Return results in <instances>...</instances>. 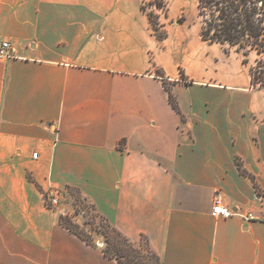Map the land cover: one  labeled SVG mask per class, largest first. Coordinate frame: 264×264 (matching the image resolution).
<instances>
[{"label": "crops", "instance_id": "1", "mask_svg": "<svg viewBox=\"0 0 264 264\" xmlns=\"http://www.w3.org/2000/svg\"><path fill=\"white\" fill-rule=\"evenodd\" d=\"M140 6L0 0V264H119L45 205L68 187L163 264H264L257 59L201 25H166L159 45ZM216 190L237 215L211 214Z\"/></svg>", "mask_w": 264, "mask_h": 264}, {"label": "trees", "instance_id": "2", "mask_svg": "<svg viewBox=\"0 0 264 264\" xmlns=\"http://www.w3.org/2000/svg\"><path fill=\"white\" fill-rule=\"evenodd\" d=\"M167 5L168 0H144L140 6L148 19L151 34L159 42L168 36L164 23L160 21V14L167 17ZM196 7L197 16L201 19L200 37L202 40L234 47L244 56L250 50H256L260 54L264 53V0H196ZM244 62H247L246 58ZM256 63L252 69L253 82V70H264V58L258 59ZM261 87H264V84ZM169 101L173 108L178 110L171 93H169ZM236 164L240 174L249 177L255 184L254 176L243 167L241 161H236ZM91 208L104 227V230L97 232H100L104 238L102 252L105 257L114 259L119 264H163L159 254L152 249L144 234L140 235L137 243H134L101 215L94 205ZM65 216L70 219L68 215ZM59 219L62 226L86 244L95 245L65 222L62 215Z\"/></svg>", "mask_w": 264, "mask_h": 264}, {"label": "rangeland", "instance_id": "3", "mask_svg": "<svg viewBox=\"0 0 264 264\" xmlns=\"http://www.w3.org/2000/svg\"><path fill=\"white\" fill-rule=\"evenodd\" d=\"M142 1L144 0H138V4L139 5L142 4ZM157 12L160 13L159 11ZM160 21L164 23L165 29H166V25L175 26L179 23L189 26L201 25V19L197 17V7H195L193 0H179L178 4L176 5L175 15L171 16V18L170 17L168 18V13H167V17H164L163 14H160ZM148 27L151 33L149 24ZM154 38L156 39L155 36ZM164 40L161 42L157 40L158 44L159 45L163 44ZM222 46H224L226 49L229 50H235L234 47H229L228 45H222ZM250 51H252L253 55H255L257 60L262 57L264 58V53L260 54L256 50H250ZM245 57L246 55L244 56V58ZM253 76L255 82L253 83L255 86H261L264 84V70H260V69L253 70ZM238 160L239 159H236V161ZM61 193L62 195L60 196L61 199L60 203L52 208L59 211L63 216L65 222L69 223L71 226L77 229L81 233V235L87 237L89 240L94 242L95 245L97 242L103 243L104 238L102 234L100 232L98 233L97 231L104 230V227L102 226V222L99 220V218L95 216V212L91 208L92 204L88 202L81 195L80 191L77 190L76 188H68L66 189V191L63 192L61 191ZM65 215H68L70 219L67 218Z\"/></svg>", "mask_w": 264, "mask_h": 264}, {"label": "built area", "instance_id": "4", "mask_svg": "<svg viewBox=\"0 0 264 264\" xmlns=\"http://www.w3.org/2000/svg\"><path fill=\"white\" fill-rule=\"evenodd\" d=\"M11 51V47L8 41H0V56H8ZM37 152L32 154L33 158H36ZM62 193L55 188H50L44 193V202L48 208L57 206L61 199ZM211 214L214 217L228 218L233 215H237L236 211H233L230 207L225 205L220 197L219 191H215L212 196ZM252 216H247L246 219H252Z\"/></svg>", "mask_w": 264, "mask_h": 264}]
</instances>
